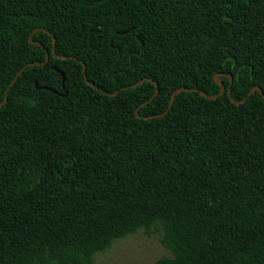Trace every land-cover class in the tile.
I'll return each instance as SVG.
<instances>
[{"label":"trees","instance_id":"trees-1","mask_svg":"<svg viewBox=\"0 0 264 264\" xmlns=\"http://www.w3.org/2000/svg\"><path fill=\"white\" fill-rule=\"evenodd\" d=\"M255 85L264 0H0V264H95L140 229L157 264H264Z\"/></svg>","mask_w":264,"mask_h":264},{"label":"rangeland","instance_id":"rangeland-1","mask_svg":"<svg viewBox=\"0 0 264 264\" xmlns=\"http://www.w3.org/2000/svg\"><path fill=\"white\" fill-rule=\"evenodd\" d=\"M167 253L158 233L140 229L117 239L110 249L96 256L95 264H157L158 258Z\"/></svg>","mask_w":264,"mask_h":264},{"label":"water","instance_id":"water-1","mask_svg":"<svg viewBox=\"0 0 264 264\" xmlns=\"http://www.w3.org/2000/svg\"><path fill=\"white\" fill-rule=\"evenodd\" d=\"M29 40H30V42H32V36H31V35H30V37H29ZM53 40H54V42H55V37H53ZM38 44H39V43H38ZM48 59H49V53L47 52L46 60H45L44 62H42V64L46 63ZM33 63H34V64H40V62H33ZM24 67H25V66H24ZM24 67H23V68H24ZM84 69H85V65H84ZM85 70H86V69H85ZM60 73H61L62 76H63V78H62V87L65 88V80H66L65 73H64L63 71H60ZM18 75H19V73L16 75V77H15L14 80H13V82L16 80V78L18 77ZM85 78H86L87 81H89V80L87 79L86 75H85ZM214 79H215L216 82L221 86V90H220L219 93H217V94H207V92H206L205 90H200V89H197V88H195V87H193V88H188V87H185V86H181V87L176 88V89L173 91V93H172V95H171V97H170L169 105H171V103L173 102V100H174L176 94H178L181 90H195V91H198L200 94H202V95H204V96H206V97H208V98H210V99L217 97L218 95H220V94H222V93L224 92V90H225V86H224V83L220 80V74H219V73H217V74L214 75ZM231 80H232V78H231ZM142 81H143V80H139L137 83H135V84H133V85H138V84H140ZM35 84H36L37 87H39L37 82H36ZM133 85L126 86L125 88H127V87H131V86H133ZM47 88H48V89H51L50 87H47ZM51 90L54 91V92H57V91H55V90H53V89H51ZM158 90H159V88H158V86H157L156 91H155V94H157ZM256 90L260 91L261 94H262L263 97H264V92H263L262 88H261L260 86H258V85H255V86H253V87L249 90V92L247 93V95L244 97L243 100H235V99H233V98H232V99H233V101H235L236 103H241V102L244 101V100H245V99H246V98H247L252 92H254V91H256ZM228 93L231 95V91H230V89L228 90ZM111 94H114V93H111ZM63 95H67V92L63 93ZM5 101H6V98L4 99L3 102H0V105H2ZM144 103H146V102H144ZM144 103H143V104H144ZM143 104H142V105H143ZM136 113H137L138 116H140V115L138 114V109L136 110ZM151 116H153V115H151Z\"/></svg>","mask_w":264,"mask_h":264}]
</instances>
